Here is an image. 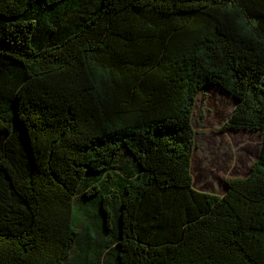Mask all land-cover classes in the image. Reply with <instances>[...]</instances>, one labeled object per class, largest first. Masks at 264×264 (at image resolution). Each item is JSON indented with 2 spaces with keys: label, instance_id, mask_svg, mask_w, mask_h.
Here are the masks:
<instances>
[{
  "label": "trees",
  "instance_id": "16d2710c",
  "mask_svg": "<svg viewBox=\"0 0 264 264\" xmlns=\"http://www.w3.org/2000/svg\"><path fill=\"white\" fill-rule=\"evenodd\" d=\"M258 158L193 187V115ZM0 264H264V0H0Z\"/></svg>",
  "mask_w": 264,
  "mask_h": 264
},
{
  "label": "rangeland",
  "instance_id": "374dc122",
  "mask_svg": "<svg viewBox=\"0 0 264 264\" xmlns=\"http://www.w3.org/2000/svg\"><path fill=\"white\" fill-rule=\"evenodd\" d=\"M236 104L216 86L198 95L192 121L195 146L191 164L193 187L198 191L223 195L225 180L247 177L258 158V134L222 128Z\"/></svg>",
  "mask_w": 264,
  "mask_h": 264
},
{
  "label": "water",
  "instance_id": "95a60500",
  "mask_svg": "<svg viewBox=\"0 0 264 264\" xmlns=\"http://www.w3.org/2000/svg\"><path fill=\"white\" fill-rule=\"evenodd\" d=\"M219 88V87H218Z\"/></svg>",
  "mask_w": 264,
  "mask_h": 264
}]
</instances>
